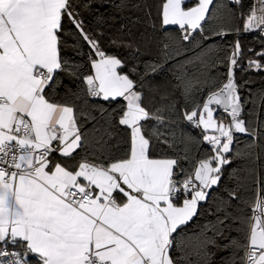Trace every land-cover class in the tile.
<instances>
[{
    "label": "snow or ice",
    "instance_id": "6c2138e0",
    "mask_svg": "<svg viewBox=\"0 0 264 264\" xmlns=\"http://www.w3.org/2000/svg\"><path fill=\"white\" fill-rule=\"evenodd\" d=\"M92 6L93 0H0V264H207V246L216 240L203 234L207 228L189 236L183 226L221 185L233 158L264 151V122L253 127L242 118L251 101L242 102L236 81L245 57L241 33L260 44L259 51L248 49L247 68L264 69V0H252L246 11L244 0H160L161 28L177 26L178 35L164 43L162 63L146 67L109 53L103 33L85 31L78 9ZM117 8L142 5L120 0ZM65 21L89 46L88 71L62 56ZM230 35L237 38L222 58L214 44L202 46ZM197 36L200 51L173 72V92L185 99L179 110L153 81L182 55L179 42ZM193 63L226 66V82L216 88L212 78L194 79L185 69ZM61 72L78 82L75 89ZM184 124L209 146L188 167L182 161L193 138ZM236 134L251 137L248 151L234 152ZM116 136L123 149L110 143ZM256 183L246 243L229 238L225 246L243 253L233 264H264V181ZM243 189L236 177L217 204L224 219L212 231L222 239L233 201L247 203Z\"/></svg>",
    "mask_w": 264,
    "mask_h": 264
},
{
    "label": "trees",
    "instance_id": "16d2710c",
    "mask_svg": "<svg viewBox=\"0 0 264 264\" xmlns=\"http://www.w3.org/2000/svg\"><path fill=\"white\" fill-rule=\"evenodd\" d=\"M142 5L139 10H125L120 11L117 5L120 0H93L91 10L78 9L80 18L85 25V31L90 33H103V47L111 54H115L123 60L131 63L133 58L135 62L142 67H146L149 63H162L161 50L164 43H170L169 37L178 35L177 26H168L167 31L161 28L158 19V8L160 0H136ZM245 11L251 4V0H244ZM150 14V15H149ZM67 43L64 46L62 56L69 61L74 62L75 68L81 71H88V52L89 46L78 35L74 25L65 21ZM237 37L230 35L226 39L221 40L215 37L212 41H203L202 46L212 43L218 49V54L222 58L226 51H230V45ZM200 39L199 36L193 41H180L179 50L182 55L174 60L164 64L163 68L155 74L154 83L160 88V95H168L169 102L174 103L179 110H183L185 99L178 93L173 92L172 84L173 72L178 71L176 68L178 61H183L195 55L200 51V48L194 47L196 41ZM245 57L242 58L241 63L243 70L237 68L236 81L239 87V94L243 101H251L244 106L242 118L253 121V127L257 123L264 122V106L260 104V97L264 96V69L256 70L255 68L248 69L244 60L247 59L249 48L260 50L259 42L254 38L253 34L241 33L239 36ZM121 41L131 42L133 47L121 46ZM139 49L137 52L136 49ZM177 48V44H173V49ZM188 49V51H183ZM185 69L188 74L194 79L201 82L212 78L216 83V88L221 85V82L226 81L227 67L218 65L216 67H208L201 69L198 63L186 65ZM60 78L64 85L75 89L78 83L67 73L61 72ZM57 91L63 95L64 89L61 86ZM207 92L203 93L206 97ZM200 98V97H197ZM103 103L102 101H98ZM251 112V116L248 113ZM94 115L99 116L98 112ZM91 128V124L88 125ZM187 135L193 139L185 149L188 152V160L182 161L186 167L198 162L204 156V150L209 146L199 141L202 139L200 131L188 126L182 125ZM236 143L233 145L234 152L240 151L244 153L248 151L247 145L251 142V137L244 134H236ZM111 144H119L123 149V140L120 136L113 137ZM253 151L252 157L241 156V158H233L230 165L225 166V172L222 177L221 185L210 191V196L206 202H201L198 207V213L193 217L186 226H183L184 232L189 236L201 235L203 229L208 231L203 233L209 239H215L216 245L209 244L207 246L205 257L207 264H233L242 255V251H237L232 247H225L231 243L234 238L246 243L244 239L248 231V222L250 212L248 211L251 203L255 199V189L259 186L256 181H264V151L256 148ZM171 154V153H170ZM236 177L240 178V182L244 185L241 191L242 201H233V207L228 209L230 218L224 220L222 229L224 231V239L216 236L212 231V226L216 225L219 219H224V214L217 211V204L222 197H225L227 190L236 186ZM234 217H239L240 221L234 220ZM218 245V246H217Z\"/></svg>",
    "mask_w": 264,
    "mask_h": 264
},
{
    "label": "built area",
    "instance_id": "2783aa9c",
    "mask_svg": "<svg viewBox=\"0 0 264 264\" xmlns=\"http://www.w3.org/2000/svg\"><path fill=\"white\" fill-rule=\"evenodd\" d=\"M251 3H252V0H251Z\"/></svg>",
    "mask_w": 264,
    "mask_h": 264
},
{
    "label": "water",
    "instance_id": "95a60500",
    "mask_svg": "<svg viewBox=\"0 0 264 264\" xmlns=\"http://www.w3.org/2000/svg\"><path fill=\"white\" fill-rule=\"evenodd\" d=\"M226 82V81H225Z\"/></svg>",
    "mask_w": 264,
    "mask_h": 264
}]
</instances>
